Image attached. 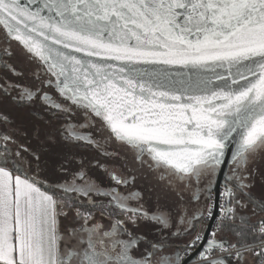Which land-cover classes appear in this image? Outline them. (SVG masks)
I'll return each mask as SVG.
<instances>
[{
  "label": "snow or ice",
  "instance_id": "obj_1",
  "mask_svg": "<svg viewBox=\"0 0 264 264\" xmlns=\"http://www.w3.org/2000/svg\"><path fill=\"white\" fill-rule=\"evenodd\" d=\"M0 264H264V0H0Z\"/></svg>",
  "mask_w": 264,
  "mask_h": 264
},
{
  "label": "flooded vegetation",
  "instance_id": "obj_2",
  "mask_svg": "<svg viewBox=\"0 0 264 264\" xmlns=\"http://www.w3.org/2000/svg\"><path fill=\"white\" fill-rule=\"evenodd\" d=\"M91 154L96 155L95 152H92ZM96 159L103 162L104 167L107 168L112 175L122 173V171H123L121 168V161H119V160H115V159L106 160L105 157L102 155H96ZM92 175L95 177H100L101 179H103L105 184L110 183L107 176H105L103 169L95 167V162H94V168L92 171ZM155 179L156 178L149 177V176H145L142 179L138 178V181L133 186L132 191L133 192L148 191L150 193L153 190V185H154ZM111 186H115L114 182H111ZM148 198L152 204H155L156 198L154 196L150 195ZM146 207H147V205H146Z\"/></svg>",
  "mask_w": 264,
  "mask_h": 264
}]
</instances>
